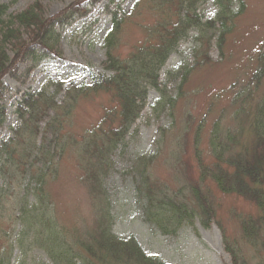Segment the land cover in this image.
Segmentation results:
<instances>
[{"label": "trees", "instance_id": "16d2710c", "mask_svg": "<svg viewBox=\"0 0 264 264\" xmlns=\"http://www.w3.org/2000/svg\"><path fill=\"white\" fill-rule=\"evenodd\" d=\"M40 1L34 0L17 14H7V5L0 4V127L5 119L2 101L7 92L3 78L19 79L22 64L26 65L24 72L29 73L46 59H60L58 28L72 24L78 12L87 10L84 4L94 7L101 0H74L52 16L44 14ZM206 1L136 0L127 13L116 6L109 13L110 27L103 39L105 72L90 73L89 82H71L67 87L63 82L50 81L51 91L48 85L21 96L15 109L13 137L0 143V180L6 185L5 189L0 185V221L7 222L11 229L10 241L0 244V264H164L158 257L148 255L133 236L113 234V215L104 184L115 170L113 157L119 145L124 146L127 132L146 106L149 90L160 95L151 111L160 114L167 109L172 117L175 99L167 96L166 83L180 79L179 91L190 69L210 59L212 47L218 58L223 56L233 24L230 22L242 12L244 0H235L236 11L233 0H212L216 11L212 18L204 19L198 10ZM139 5L156 16L165 14L170 20L152 22V27L144 29L143 44L134 47L126 58L116 57L112 51L119 43L122 24ZM192 31L196 35L191 36ZM188 39L193 45L191 68L179 64L168 73L166 82L160 83L161 69L177 52L180 42ZM256 60L250 80L242 83L230 99L231 122L236 128L221 130L223 117L213 125L207 143L209 163L199 148L201 125L197 126L191 144L197 169L194 182L183 183L184 170L179 160H169L173 178L179 184L175 189L152 176L150 169L162 152L160 139L152 153L130 160L134 190L143 201L145 218L163 234H172L197 218L204 227L209 226L213 207L205 186L211 183L220 193L236 195L252 204L254 214L238 218L239 231L241 239L261 249L264 256V93L252 105L254 91L264 78V51L258 52ZM183 62L186 61L181 65ZM180 67L184 71L180 72ZM91 95H109L115 109L75 132L69 118L79 99ZM164 100L163 107H159ZM246 120L250 140L242 128ZM180 140L178 137L175 142L178 155ZM61 164L69 167L68 175L75 186L85 189L92 206L90 215L75 210L70 214L71 221L62 217L63 210L49 189L52 183L61 184ZM5 190L13 196L9 213L1 203L2 197L8 195ZM224 244L232 264H250L226 237ZM35 252L40 253L37 258ZM256 264H264V260Z\"/></svg>", "mask_w": 264, "mask_h": 264}, {"label": "rangeland", "instance_id": "374dc122", "mask_svg": "<svg viewBox=\"0 0 264 264\" xmlns=\"http://www.w3.org/2000/svg\"><path fill=\"white\" fill-rule=\"evenodd\" d=\"M73 1L41 0L40 2L44 14L52 16ZM33 2L34 0H0V4L7 5V14H17ZM135 3L136 0H101L94 7L89 6L88 3L84 4L85 10L87 9L85 12H78L72 24L58 28L60 59H46L29 73L24 72L26 65L22 64L19 66V79L8 76L3 79L7 92L2 101L5 119L0 127V143L13 137L12 129L17 125L15 109L24 93L42 89L48 86L50 81L63 82L64 87L71 82H88L90 73L105 72L102 68L105 59L103 39L110 27L111 11H115L118 6L127 13L134 8ZM237 8L238 4L233 0V10L236 11ZM198 11L204 15V19L212 18L216 7L212 0H207ZM132 13V16L122 24L119 43L112 51L116 57L126 58L134 47L143 44L146 38L144 29L152 27V22L170 20L165 14L156 16V13L145 9L142 5ZM230 23H233L231 32L226 37L221 58H218L216 49L212 47L208 53L210 61L207 60L201 67L190 69L179 91L177 89L180 79L166 83L167 96L175 99L172 117L168 115L167 109L160 114L151 111V107L160 99V95L156 91L149 90L146 106L127 132L124 146L119 145L113 157L115 170L104 184L113 215V234L118 237L133 236L148 255L158 257L164 264H232L229 254L225 251L224 237L250 264L264 260L261 249L241 239L238 218L254 214L255 211L252 204L246 200L236 195L222 194L211 183H207L205 187L209 195L208 202L214 210H212L213 220L209 226L204 227L197 218L192 224L184 225L172 234H163L154 224L146 220L142 211L143 201L134 190L133 176L130 173L132 162L130 160L133 156L152 153L160 139L162 152L150 169L152 176L171 190L175 189L179 184L178 181L176 184L173 178L169 160H179L184 170L183 183L194 182L197 169L191 144L197 126L201 125L199 148L207 163L210 162L207 153L208 138L217 119L223 117L220 121L221 130L236 128L231 122L230 99L242 83L245 84L250 80L256 67L257 54L259 51H264V0H244L242 12ZM190 35H196L195 31L190 32ZM192 47L189 39L180 42L177 52L168 58L161 69L160 83L166 82L168 73L176 69L179 64L181 67L191 68L194 61L191 57ZM183 59L186 62L181 65ZM181 67L180 72L184 71ZM49 87L48 90L51 91L53 87L50 85ZM263 93L264 78L254 91L252 105ZM62 95L61 93L57 99L60 100ZM113 102L109 95H91L79 99L74 115L69 118L71 129L79 132L81 128L96 123L106 111H114ZM164 103L165 100L159 107H163ZM114 117H116L115 113ZM247 126L246 120L242 128L244 127L243 133L247 135V140H250ZM178 137L181 138L179 155L175 145ZM120 149H123L122 153ZM165 160H167L166 164H164ZM58 173L61 184L52 183L49 189L55 196L53 197L56 198L58 206L63 210L62 217L71 221L70 214H74L75 210L76 213L85 212L86 215L88 212L90 215L92 206L89 204L85 189L81 186L76 187L71 181L68 175L69 167L61 164ZM0 185L5 189L6 185L1 180ZM8 190H5L6 194ZM11 194L12 192H9L1 199L7 213L13 201ZM9 233L11 229L8 228V223L0 221V244L10 241ZM33 255L37 258L40 253L35 252ZM41 258L45 259L42 255Z\"/></svg>", "mask_w": 264, "mask_h": 264}]
</instances>
